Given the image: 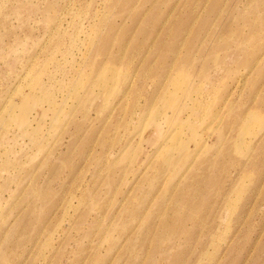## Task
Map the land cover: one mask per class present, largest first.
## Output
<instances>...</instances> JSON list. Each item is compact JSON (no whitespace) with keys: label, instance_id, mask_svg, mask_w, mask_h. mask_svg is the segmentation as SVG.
<instances>
[{"label":"rangeland","instance_id":"rangeland-1","mask_svg":"<svg viewBox=\"0 0 264 264\" xmlns=\"http://www.w3.org/2000/svg\"><path fill=\"white\" fill-rule=\"evenodd\" d=\"M0 264H264V0H0Z\"/></svg>","mask_w":264,"mask_h":264},{"label":"bare ground","instance_id":"bare-ground-1","mask_svg":"<svg viewBox=\"0 0 264 264\" xmlns=\"http://www.w3.org/2000/svg\"><path fill=\"white\" fill-rule=\"evenodd\" d=\"M180 98L181 97L178 94V92L176 91V89H169L167 91L166 95L164 96V99H163V103H162L163 109H165V110H169V109L174 110L176 108L177 104L179 103ZM50 136L51 135H47V134L44 135V136H39V135L32 136V138L30 139L31 142L29 144H31V143L35 144L36 147L38 148V150L42 151L44 146H45V144L48 143V141L51 139ZM31 148H33V147H31ZM37 154H39V153H37ZM33 155L31 156V154H30V158L32 157V159H33V158L36 157L35 153Z\"/></svg>","mask_w":264,"mask_h":264}]
</instances>
